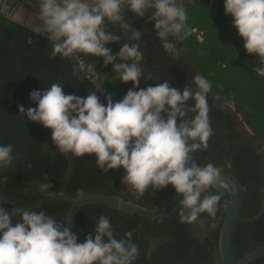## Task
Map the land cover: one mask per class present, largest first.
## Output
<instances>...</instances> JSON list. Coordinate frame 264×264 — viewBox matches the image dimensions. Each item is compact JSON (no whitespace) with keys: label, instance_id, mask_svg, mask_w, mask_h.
Segmentation results:
<instances>
[{"label":"trees","instance_id":"16d2710c","mask_svg":"<svg viewBox=\"0 0 264 264\" xmlns=\"http://www.w3.org/2000/svg\"><path fill=\"white\" fill-rule=\"evenodd\" d=\"M177 2L186 10V27L190 30L184 39L169 37L179 51L178 56L165 52L154 21L146 23L154 10L141 18L125 8V22L132 28L126 30L109 22L108 30L119 35L120 41L106 46L116 53L124 43L139 44L144 55L141 61L144 75L152 77L145 80L142 76L139 88L168 80L170 87L182 90L197 73L212 83L207 100L213 135L206 150L192 155L200 166L213 163L238 186L239 208L231 233L237 260L264 246V77L253 71L259 66L258 56L244 49V40L232 25L231 15L225 14L224 0ZM35 3L38 9L37 0ZM135 29L141 32L140 40L133 37ZM51 51L52 44L46 35L0 13V145H13L16 157L11 166L0 169V201L5 202L0 206L9 212L13 207L34 208L64 222L69 203L59 195L67 175L68 158L70 171L64 188L68 196L76 197L77 189H83L84 193L115 194L146 207L166 203L175 193L171 184L159 190L149 187L143 196H138L130 186L121 183L125 175L122 167L105 173L97 168L95 154L82 157L61 154L52 142L50 128L29 120L26 113L21 115L19 105L25 109L36 107L29 97L30 91H44L53 83L63 85L65 94L81 97L96 91L100 102L105 104L108 94L116 102L133 87L131 81H120L112 71L113 65L105 66L102 57L79 55L86 64H95L96 71L91 75L97 80L93 81L87 71L73 74L75 60L60 56L50 59ZM45 174L48 181L44 180ZM41 182L53 185L49 190L52 195L39 190ZM206 194L221 195L214 219L201 213L195 221L182 222L180 207L160 218H144L103 205L86 204L77 213L72 232L82 243L87 234L94 237L98 217L107 215L117 239L132 231V241L139 248L133 264H220L217 239L227 191L218 184ZM51 196L56 198L48 199ZM19 220L14 217L13 225ZM213 223L215 228L211 226ZM247 264H264V254Z\"/></svg>","mask_w":264,"mask_h":264},{"label":"clouds","instance_id":"9594fccd","mask_svg":"<svg viewBox=\"0 0 264 264\" xmlns=\"http://www.w3.org/2000/svg\"><path fill=\"white\" fill-rule=\"evenodd\" d=\"M37 4V33L46 34L52 44L50 59L76 60L80 54L102 57L105 66L113 65L120 81H131L133 87L116 102L108 94L105 104L96 91L81 97L65 94L63 85L53 83L44 91H30L36 107L19 105L21 115L26 113L29 120L50 128L61 154H95L97 168L105 173L122 167L121 183L138 196L149 187L159 190L171 184L183 197L179 201L182 222L195 221L201 213L214 219L221 195L206 193L221 182L220 170L211 162L200 166L192 155L206 150L213 135L207 100L212 83L197 73L182 90L170 87L168 80L139 88L142 76L152 80L141 67L144 55L139 44L124 43L116 53L106 46L120 41L108 30L109 22L132 28L125 22V8L141 18L154 10L146 23L154 21L165 52L178 56L169 37L189 35L183 4L177 0H37ZM224 11L231 15L247 53L258 56L259 66L253 71L264 77V0H224ZM133 37L140 40L141 32L135 29ZM85 71H96L95 64L77 60L73 74ZM15 158L13 145H0V169L11 166ZM44 180L48 181L47 174ZM38 188L53 194L50 182H41ZM83 193L77 189L78 197ZM14 217L20 220L13 225ZM211 226L215 228V223ZM94 232V237L89 233L80 243L66 222L42 210L13 207L9 212L0 206V264H133L139 255L132 231L117 239L107 215L98 217Z\"/></svg>","mask_w":264,"mask_h":264},{"label":"water","instance_id":"95a60500","mask_svg":"<svg viewBox=\"0 0 264 264\" xmlns=\"http://www.w3.org/2000/svg\"><path fill=\"white\" fill-rule=\"evenodd\" d=\"M18 0H0V13L10 16L9 7L19 5ZM2 4L9 5L7 10L4 12ZM4 12V13H3ZM46 35V34H44ZM68 157V154H65ZM68 170L67 175L61 187V193L59 198L69 203L68 209L66 211L65 220L66 226L72 231L75 218L80 208L86 204H98L103 205L127 214H132L144 218H160L166 216L177 208H179V201L183 198L182 194L174 193L171 198L163 205L157 207H146L136 202L126 199L124 197L105 193V192H91L83 193V197H71L68 196L65 191V184L68 178V173L70 171V160L68 158ZM222 185L227 191V201L225 210L221 219V223L218 230L217 248L220 264H247L256 257L264 254V246L255 248L246 254L242 255L237 260L234 259V254L231 246V233L232 228L237 216L239 208V189L236 182L225 172L220 171ZM56 197H48V199H54Z\"/></svg>","mask_w":264,"mask_h":264},{"label":"crops","instance_id":"0c3cea01","mask_svg":"<svg viewBox=\"0 0 264 264\" xmlns=\"http://www.w3.org/2000/svg\"><path fill=\"white\" fill-rule=\"evenodd\" d=\"M32 2L35 3V0H32ZM8 7H9V5L2 4V8H4L3 9L4 12L7 10ZM8 11H9V13H11L10 16L7 14L8 17H10L11 19L27 26L28 28L32 29L33 31L37 32L38 20L35 16V14L37 12L34 10V7L31 4L27 5V4L19 3V5H17V6L9 7ZM5 14H6V12H5ZM42 35H44V34H42Z\"/></svg>","mask_w":264,"mask_h":264},{"label":"built area","instance_id":"2783aa9c","mask_svg":"<svg viewBox=\"0 0 264 264\" xmlns=\"http://www.w3.org/2000/svg\"><path fill=\"white\" fill-rule=\"evenodd\" d=\"M20 3H23V4H31L33 7H34V10L38 13V11H39V8L38 9H36V4L35 3H33L32 2V0H18ZM47 36V35H46ZM77 60H83L80 56H78L77 58H76V60L75 61H77ZM84 61V60H83ZM89 76L91 77V79L93 80V81H96L97 79H96V76L95 75H91V73H89ZM99 92H100V94L101 95H103V93H104V91H103V89L102 88H100L99 89ZM105 101H106V98H105Z\"/></svg>","mask_w":264,"mask_h":264}]
</instances>
